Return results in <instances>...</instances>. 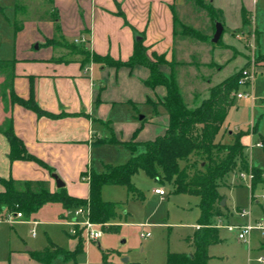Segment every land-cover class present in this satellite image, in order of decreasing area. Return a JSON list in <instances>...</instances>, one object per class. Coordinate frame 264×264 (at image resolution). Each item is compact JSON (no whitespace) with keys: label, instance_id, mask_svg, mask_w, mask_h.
I'll list each match as a JSON object with an SVG mask.
<instances>
[{"label":"crops","instance_id":"crops-1","mask_svg":"<svg viewBox=\"0 0 264 264\" xmlns=\"http://www.w3.org/2000/svg\"><path fill=\"white\" fill-rule=\"evenodd\" d=\"M49 1H52V13L34 17L32 28H28L27 33L23 32L25 25L16 27L19 44L15 40L13 50H9L0 59L15 60L14 90L17 95L25 99L33 95L41 108L55 116H38L30 108L18 103L5 104L1 98L0 125L5 118L11 117L15 133L23 140L28 151L53 171L50 172L34 160L11 161L9 142L0 131V175L6 178L12 176L17 180L47 179L54 191L58 187L52 173H56L65 182L67 192L79 198L89 196V182L83 177V173L90 169L102 171L108 164H104L103 159L106 147H126L122 142L153 139L164 134L168 125V113L162 104L166 88L163 85L151 87L145 83L150 76L148 67L142 64L115 67L103 65L91 58L87 61L81 48L91 54H109L114 59L127 60L133 54L135 39L144 37L150 58L153 54H163L166 60L173 62V65L161 63L160 70L169 76L173 66L177 83H185L187 92L195 93L191 105L180 88L189 106H195L206 98L212 86L196 91L198 78L185 67L193 68L198 62L210 61L226 64L239 56L245 62L246 55L240 49L247 51L249 41H253L259 53H264L260 50V18L264 17V0H209L218 11V21L223 25V32L216 43L210 39L207 43L181 33L178 35L176 23L178 16L182 18L185 11V0ZM20 7L24 8L22 5ZM18 9L20 8L17 6L16 10ZM231 14L235 15L236 24L231 23ZM244 14L249 20L247 24L243 22ZM54 17H57V22ZM214 31L215 22L211 35ZM80 35H84L87 41L76 42L75 38ZM53 38L58 41L47 43L48 39ZM72 43L78 47H73ZM230 50H237L238 56L229 54ZM225 52H228V56L223 55ZM258 70H264V61L257 66L255 73ZM225 78L227 77L220 78L212 85ZM200 94L202 99L198 102ZM141 111L144 112L143 117L138 116ZM226 120L216 136L217 141L224 142L222 137ZM228 132L233 134L230 129ZM110 137L116 138L119 143L105 141ZM258 141L263 143L262 139L256 142ZM243 143L245 144L244 141ZM96 160L103 163L104 168H95ZM241 182L239 178L238 183ZM259 184L264 190V183ZM223 198L225 201L222 206L227 207L228 199L226 196ZM250 201L260 203L258 197ZM243 206L245 205H239L235 210ZM250 206L252 209L251 204ZM223 210L231 212L227 222L235 217L237 220L233 223L247 221V218H240L237 214L235 216L233 209ZM60 216L65 218L64 212ZM258 217L261 216H252L251 219ZM30 222L34 224L40 220L34 217ZM194 226L197 229L199 224ZM67 230L65 233L71 239L69 248L65 249L49 237V245L42 248L40 246L44 245L39 243L33 245L35 247L26 246L23 250L18 243H14V247L9 249V264H43L31 255V251L45 250L51 244L65 250L62 252L65 259L75 257L71 253L79 241L70 237ZM253 247L258 249L261 245L257 243Z\"/></svg>","mask_w":264,"mask_h":264},{"label":"rangeland","instance_id":"rangeland-1","mask_svg":"<svg viewBox=\"0 0 264 264\" xmlns=\"http://www.w3.org/2000/svg\"><path fill=\"white\" fill-rule=\"evenodd\" d=\"M185 1V11L182 18L178 16L176 23L178 35L183 34L184 25L191 26L198 29L201 35L206 37L205 41L209 43L214 29L212 17L204 6L196 3V0ZM21 5L24 6L23 9ZM17 6L20 9L16 10ZM51 7L52 1L49 0H0V58L7 55L9 50H13L15 40L19 44V34L16 39V27L25 25L23 32L27 33L28 28H32L34 17L44 13L51 14ZM230 21L236 24L237 19L234 14L230 15ZM260 28L262 29L260 50L264 52V17L260 18ZM246 46L247 51L240 49V52L246 55L245 62L240 56L237 57V50H230L229 54L237 57L238 61L229 60L221 65L212 61L198 62L193 68L185 67L186 70L194 72L198 78L196 91L202 88L208 89L220 78L228 77L233 73L239 72L240 78L244 69L257 68L262 62L259 61L261 53L249 44ZM82 53L86 57L87 52L82 50ZM89 54V58L92 59L91 52ZM223 55L228 56V52ZM201 57L204 58V55ZM154 58L153 55L152 59ZM4 78L5 75L0 72V83ZM179 85L185 98L187 96L188 103L192 105L195 93H188L185 83L180 82ZM239 90L248 92L251 96L235 97L226 118L227 123L222 138L224 142H231L233 134L228 132L229 129L233 133L249 129V132L242 137L247 144L245 149L247 159L250 164L261 168L264 175V146L255 145L257 140H264V70L254 73L251 82L239 86ZM1 92L0 90V99L2 98ZM201 99L200 94L198 102ZM139 109L142 108L139 107ZM143 113L141 111L138 116L144 115ZM143 149V146L139 144L138 151ZM105 150L104 164L123 163L130 154L129 149L124 146L106 147ZM104 164L96 160L94 166L102 169ZM239 178V170L231 171L224 185L220 187V192L228 199L227 207L224 206V208L235 210L239 205L249 206L251 204L252 216H264L262 185L257 184L252 189L249 179L238 183ZM132 181L140 190L139 193H131L125 185L121 184L104 185L102 195L106 200L117 203L118 217L101 225L102 236L97 241H85V236L80 232L75 239L84 242L83 249L75 257L68 259H65V254L59 253L50 264H168L169 253L192 254L194 251L193 234L196 230L194 225L198 223L200 217L199 196L173 192L172 183L152 178L141 169L134 174ZM156 187H162L166 194L162 196L156 194L154 192ZM252 191L260 203H250ZM63 212L67 218L60 216ZM226 214L227 217H215L216 225L220 224L218 229L221 240L209 246L208 264H264L257 260L259 256L264 257V235L254 230L251 246H248L238 238L236 231L221 226L228 223L227 219L231 212L228 210ZM234 215L237 216L236 213ZM72 216H74V207L64 208L59 202H47L31 215L23 216L19 223L0 222V264H9V249L14 247V243H18L19 248L23 250L26 246L35 247L33 245H39V243L44 245L40 246L42 248L49 245L48 239L51 238L65 249L69 248L71 239L66 235L65 230L69 228L66 221ZM34 217H37L40 222L34 224L30 222ZM82 218V216L79 217V219ZM236 218L231 222L236 221ZM33 228L35 235L32 232ZM148 231L149 236H141V232ZM257 243L261 245L258 249L253 247Z\"/></svg>","mask_w":264,"mask_h":264},{"label":"trees","instance_id":"trees-1","mask_svg":"<svg viewBox=\"0 0 264 264\" xmlns=\"http://www.w3.org/2000/svg\"><path fill=\"white\" fill-rule=\"evenodd\" d=\"M196 3L208 10L214 22L219 19L218 11L213 7L211 1L196 0ZM54 19L57 20V17ZM243 22L244 24L249 22L245 14ZM182 31L184 35L191 38L206 40V37L202 36L199 30L194 27L184 25ZM57 41L53 38L48 39L47 43H56ZM71 45L78 47L75 43ZM85 52H87L85 60L88 61L90 54L88 50ZM153 55L154 59L147 55L144 37L135 39L133 54L127 60L114 59L109 54H91L92 60L103 65L133 67L136 64H142L149 68L150 76L145 80V83L151 87L163 85L166 88V95L162 101L168 113V125L165 133L143 142H122L131 152V156L126 162L115 165L107 164L102 171L94 169L85 171L83 177L89 182L87 198L70 195L64 186L52 191L47 179L17 180L12 176L6 178L0 175V185L2 186L0 216H4L9 210H19L24 216H29L47 202H59L64 208H71L82 205L88 200L90 216L93 221L103 223L114 220L118 217L117 203L103 199L102 187L106 184H121L125 185L129 192L139 193L140 190L134 185L132 177L141 169L152 178L172 183L173 192L189 193L200 198L199 227L193 234L194 251L191 255L169 253L168 264H208L209 246L221 240L218 226L214 222L215 217H227L223 210L224 207L220 203L224 196L220 192V187L224 185L227 175L234 170L251 171L254 175L253 188L259 183H264L263 170L250 164L245 152L246 145L243 143L242 137L249 132V129L233 133L231 142L216 140L234 102V94L239 89V72L233 73L212 86L209 95L199 104L189 106L177 83L173 66L169 76L159 68L161 63L173 65V62L166 60L163 54ZM259 59V61H264V53L260 54ZM0 72L5 75L4 80L0 83L5 104L18 103L34 110L38 116H55L54 113L41 108L33 95L27 99L17 95L14 90V59H0ZM0 131L9 142V159L11 161L34 160L50 172L53 171L50 166L28 151L23 140L15 133L11 117L4 119L0 125ZM105 141L119 143L114 137L107 138ZM139 144L144 148L142 151H138ZM67 234L73 237L68 231ZM82 249L83 243L79 241L71 255H76ZM64 251L63 248L51 244L45 250H32L31 255L43 264H50L57 254Z\"/></svg>","mask_w":264,"mask_h":264},{"label":"built area","instance_id":"built-area-1","mask_svg":"<svg viewBox=\"0 0 264 264\" xmlns=\"http://www.w3.org/2000/svg\"><path fill=\"white\" fill-rule=\"evenodd\" d=\"M251 38L254 40V36L252 35ZM76 42H85L87 41V38L84 35H80L77 38H75ZM249 46L255 48L253 41L248 42ZM256 68L253 67L251 70L244 69L242 71V74L238 80L239 85H246L249 84L252 80L253 74L255 73ZM236 96L238 98L242 97H250V93L245 91H237ZM256 146H263L262 141H258L255 143ZM239 176L241 180L249 179L250 186L252 188V179H253V172L251 171H239ZM88 178V176H87ZM156 193H159L160 195H164L166 191L162 187H156L154 190ZM253 199L257 196L252 194L251 195ZM262 196L264 198V190L262 192ZM264 204V200H263ZM235 213L240 218H247L246 222L243 223H233L228 222L226 224H222L221 226H224L225 228L236 231L238 234V238L245 242L248 246L251 244V238L252 233L254 230H258L264 235V216L258 217L255 220H252V209L251 206H243L235 210ZM23 213L19 210H9L7 211L4 216H0V222L6 221L9 223L17 222L18 220H21L23 217ZM82 216V219H79V217ZM67 218V217H65ZM68 223V233L76 238L80 232H82L83 236H85V241H97L103 233V230L101 229V225L103 223L95 222L91 219L90 216V206L89 201L87 200L84 204L74 207V216H72L70 219H67L66 221ZM217 226H220V224H217ZM33 235H35V229H32ZM150 235V232H141L142 237H147ZM259 262L264 263V257L259 256L257 259Z\"/></svg>","mask_w":264,"mask_h":264},{"label":"water","instance_id":"water-1","mask_svg":"<svg viewBox=\"0 0 264 264\" xmlns=\"http://www.w3.org/2000/svg\"><path fill=\"white\" fill-rule=\"evenodd\" d=\"M222 32H223V25H222V23L220 21H218V20L215 21V31H214L213 37L211 38V41L214 42V43L218 42V40L221 37ZM141 117H143V116L141 115ZM52 176L55 179L56 186L58 188L65 186V182L56 173H52ZM224 199L225 198H223L221 200V202H220L221 205H223V203L225 201Z\"/></svg>","mask_w":264,"mask_h":264}]
</instances>
